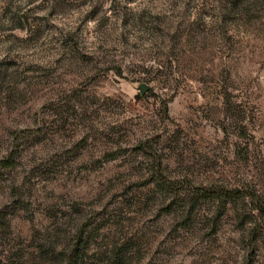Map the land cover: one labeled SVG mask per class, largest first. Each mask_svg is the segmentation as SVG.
Wrapping results in <instances>:
<instances>
[{"label": "rangeland", "instance_id": "obj_1", "mask_svg": "<svg viewBox=\"0 0 264 264\" xmlns=\"http://www.w3.org/2000/svg\"><path fill=\"white\" fill-rule=\"evenodd\" d=\"M12 154L0 261L86 226L87 264H264V0H0ZM174 189L248 204L186 222Z\"/></svg>", "mask_w": 264, "mask_h": 264}, {"label": "trees", "instance_id": "obj_2", "mask_svg": "<svg viewBox=\"0 0 264 264\" xmlns=\"http://www.w3.org/2000/svg\"><path fill=\"white\" fill-rule=\"evenodd\" d=\"M15 154L11 155V157H0V171L2 169L12 170L16 166ZM158 184L163 185L162 181H157ZM162 193L170 192L172 189H158ZM175 192L172 193V202L169 205V208H175L177 210H181L182 215H184L185 221L191 220L192 216L196 212L197 209L202 210V207L206 205V203H218L219 208H223V212L228 210L230 207L235 208L236 204L239 203L236 201V198H242V202L244 205L248 204V197L246 195H240L239 190H217L213 189L212 191L197 189V192H189L182 193L180 190L174 189ZM250 198V197H249ZM253 198V197H252ZM255 198V197H254ZM253 198V200H254ZM258 204L255 205L254 210L256 211L255 216H259L264 220V198H257ZM221 211V210H220ZM219 212V211H218ZM222 212V213H223ZM220 215V214H219ZM0 218L3 220L5 218L4 214L0 212ZM86 231L87 227H82L77 231L75 238L73 239L74 244L70 243V245H65L59 251L56 250L57 244H40L38 247V252L44 262L48 261V264H54L58 260H62L65 264H87L85 260L86 255ZM50 234V233H48ZM49 236V235H46ZM55 237V236H53ZM47 240V238H46ZM122 250L115 251V257L121 254ZM24 255L14 254L10 257H7L5 260L0 261V264H22ZM122 260V259H120ZM108 264H117L111 260Z\"/></svg>", "mask_w": 264, "mask_h": 264}, {"label": "water", "instance_id": "obj_3", "mask_svg": "<svg viewBox=\"0 0 264 264\" xmlns=\"http://www.w3.org/2000/svg\"><path fill=\"white\" fill-rule=\"evenodd\" d=\"M142 93H144V89H142Z\"/></svg>", "mask_w": 264, "mask_h": 264}]
</instances>
